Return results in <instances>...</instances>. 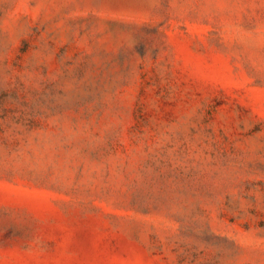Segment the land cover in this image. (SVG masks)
Wrapping results in <instances>:
<instances>
[{
  "label": "rangeland",
  "instance_id": "1",
  "mask_svg": "<svg viewBox=\"0 0 264 264\" xmlns=\"http://www.w3.org/2000/svg\"><path fill=\"white\" fill-rule=\"evenodd\" d=\"M0 264H264V0H0Z\"/></svg>",
  "mask_w": 264,
  "mask_h": 264
}]
</instances>
